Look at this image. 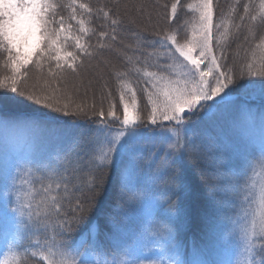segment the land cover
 I'll list each match as a JSON object with an SVG mask.
<instances>
[{"label":"snow or ice","instance_id":"obj_1","mask_svg":"<svg viewBox=\"0 0 264 264\" xmlns=\"http://www.w3.org/2000/svg\"><path fill=\"white\" fill-rule=\"evenodd\" d=\"M73 4L66 18L62 2L0 0V243L22 264H264V184L257 200L249 183L264 166V0L235 17L195 0L191 19L181 0L132 12L112 0L97 9L108 17L98 34ZM244 32L229 56L230 34ZM127 35L138 42L129 64L145 70L105 64L118 88L100 77L92 97L81 92L85 63Z\"/></svg>","mask_w":264,"mask_h":264},{"label":"trees","instance_id":"obj_2","mask_svg":"<svg viewBox=\"0 0 264 264\" xmlns=\"http://www.w3.org/2000/svg\"><path fill=\"white\" fill-rule=\"evenodd\" d=\"M53 2H62L66 5L64 9L61 10V15H64L66 18H68L71 15V8L67 7L68 4H73V0H53ZM112 0H74L73 6L76 7V20L83 19L85 21L83 27L85 28H95L97 30V34L100 30H107V23H108V17L103 16V14L98 13L97 9L104 6L106 3H111ZM117 2L122 6L126 7L130 12L134 11V9L139 8L141 5H156V4H163V3H169L170 0H117ZM195 0H181V4L184 6V11L188 12L189 15L185 16L184 19H191V13L190 10L187 8V5L189 3H194ZM251 3L254 5V14L255 12L260 11V4L261 0H219V4L223 7L225 13L227 14L230 8H235L236 12L233 13V17L242 15V5L245 3ZM216 3V0H214V4ZM87 4L89 7L93 8V16L90 18L87 14V12L80 8L79 5ZM152 11L151 8L145 9V14L147 12ZM104 12L110 13L109 8H104ZM112 19H117L115 16H111ZM76 20H69V24L72 25V30L67 33L69 37H71L74 34H78L75 32ZM91 20V23L89 22ZM215 21V16H214ZM237 23L239 21H236ZM142 28L147 27L149 28V35L151 34V26L149 22L147 21L145 17V22L143 25H141ZM234 29H231V32H234ZM91 35V33H90ZM219 35V34H217ZM247 35L246 32L238 34L236 36H233L230 34L229 40L227 41V44L230 45L228 48V55L231 56L234 54V52L237 50L238 45L241 47H246L247 45L244 43V36ZM251 39V37H250ZM82 45H97L98 38L97 36H92L91 40L88 39L87 36L81 39ZM99 42L108 43L107 39L101 40ZM259 43V40L256 41V44ZM123 44L125 45L124 48H121L119 45L115 46V51H108L105 52L101 57L97 59H93L91 61H87L84 65L83 71L80 73L78 78H75L72 83L81 90V92L87 90L88 96L92 97L93 89L89 86V81H91L93 84H96L100 77H103V80H99V83H104L105 81H108V87L109 88H118L119 81L116 79L115 73L111 77L108 76V69L105 67V64H111L116 66L120 72L125 73L129 72L130 70H134L135 68H141V70H145L143 65L137 64L135 62L129 64L127 57H135V54L133 51L128 50L127 46H131L132 48H136L138 46V42L132 38L130 35H127L123 38ZM255 47V45H253ZM88 52H93V47H88ZM68 51H74L73 48H69ZM243 55V53H241ZM261 53L258 51V56ZM251 54H249L250 57ZM35 59V56L34 58ZM103 61V63L101 62ZM163 62V61H162ZM127 64L128 67H124V65ZM29 68L31 69V72L33 75H37L40 71L39 69L33 68L31 65H29ZM147 71H154L152 68H147ZM44 72H47V67L43 69ZM9 74V70L5 69L2 65V60H0V77ZM125 80L127 83H130L132 87H136V84L133 83L134 77L129 75L125 77ZM259 85H257L258 87ZM118 96V92H113V98ZM96 98L98 100L99 93H96ZM107 103V101L105 102ZM138 104L139 106H143L144 104V98H140L138 94ZM119 114V112H118ZM259 169V164L256 166L254 173L251 175V179L249 181L250 185L253 182V176ZM38 188L39 185H36ZM36 239H43V237H33V242H35ZM0 247H2V261L1 264H22L23 257L19 256L17 254L16 249H9L4 244L0 243ZM32 251H37L36 249H32ZM36 259H41L39 252H37ZM29 264H34V261H29ZM46 264V262H45Z\"/></svg>","mask_w":264,"mask_h":264},{"label":"rangeland","instance_id":"obj_3","mask_svg":"<svg viewBox=\"0 0 264 264\" xmlns=\"http://www.w3.org/2000/svg\"><path fill=\"white\" fill-rule=\"evenodd\" d=\"M32 41L33 38L29 37L27 40H25L23 37L20 39V43L23 47L24 51H29L31 50L32 47ZM34 58V56H33ZM264 184V166L259 165V169L253 176V182L251 183V186L253 187V190L257 193L256 199L258 200V194H259V188L260 185ZM2 247H0V264L2 261ZM232 259L236 262H242L244 259L243 255V247L242 245H237L233 250H232Z\"/></svg>","mask_w":264,"mask_h":264}]
</instances>
